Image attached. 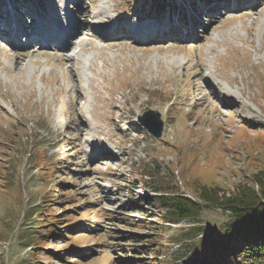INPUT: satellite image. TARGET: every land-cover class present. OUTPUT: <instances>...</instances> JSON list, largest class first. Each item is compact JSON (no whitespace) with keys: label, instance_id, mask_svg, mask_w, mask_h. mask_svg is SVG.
<instances>
[{"label":"rangeland","instance_id":"obj_1","mask_svg":"<svg viewBox=\"0 0 264 264\" xmlns=\"http://www.w3.org/2000/svg\"><path fill=\"white\" fill-rule=\"evenodd\" d=\"M33 1L47 8L42 22L61 1L64 15L82 16L86 51L77 60L76 48L35 41L25 52L0 40V264H203L207 235L231 216L200 193L261 187L264 0L203 14L196 38L178 28L155 34L152 20L148 42L104 37L94 19L110 14L126 27L146 10L172 12L177 26L198 19L180 0H83L81 14L78 0ZM185 1L208 12L213 2ZM247 10L256 14H238ZM148 109L161 114L160 136L141 121ZM156 190L203 210L173 222L176 210ZM30 217L35 230L26 229ZM80 218L83 230L65 228Z\"/></svg>","mask_w":264,"mask_h":264},{"label":"bare ground","instance_id":"obj_2","mask_svg":"<svg viewBox=\"0 0 264 264\" xmlns=\"http://www.w3.org/2000/svg\"><path fill=\"white\" fill-rule=\"evenodd\" d=\"M68 2L73 3L74 0H67ZM171 1V0H170ZM181 1V11L187 12L190 17H196L198 19V23L201 24L200 17L203 14H213L217 11H221L222 9H226L228 7V4H232L233 6H237L240 4V0H225V2H222L221 0H213L211 2L212 8L209 10V12L206 9V6L198 5L194 6L193 4H190L189 2L185 1L186 4H183V0ZM33 2H35L33 4ZM58 5V8H55V10L51 9L53 18H49L48 22L44 21L43 19H40L38 15H41L43 13V9H47L44 7L42 2L37 3L33 0H4L3 2L0 1V40L1 41H8L11 42L16 48L17 51H28L30 50V47L33 46V43L36 41L40 43L41 45H51L56 46L62 50V48L68 47L71 42L75 41V39H71L76 35V39L78 40V45L81 47L80 50L85 49L80 42L83 40L82 32L85 31V25L82 23L83 19L81 17H76L72 12H68L64 15V11L61 12L62 6L65 5V1H61ZM83 0H78V8L77 11H79V5H81ZM195 2V1H194ZM168 4V3H167ZM139 4H136V8L134 6L133 13L138 10ZM227 6V7H226ZM231 7V5H230ZM80 10H84L83 8ZM34 11V13H33ZM71 11V8H70ZM144 16L139 14L138 16H134L135 19H133L128 26L125 27L124 24H122V21L117 19L115 16L108 15L104 17V20H98L94 19L95 25L97 26V29L102 30L103 36L104 34H112L116 35V40L119 41V37H123L126 41H149L156 37V35L152 34V20L156 22V24L159 25V29H156V33L159 31H164L165 29L171 27V24L176 28L177 26V17L172 14V12H168L166 14H163L161 12L159 17H155L151 14V11L146 10ZM248 11V12H247ZM245 12L239 11V14L243 17H251L254 16L256 13H254L256 10H247ZM241 12V13H240ZM100 13H107L104 10H100ZM263 13V12H261ZM28 14H31L33 17L27 19L29 20H37L38 24L34 26L32 23L29 26L27 24L26 17ZM81 14V12H80ZM97 14V13H96ZM99 14V12H98ZM44 15V14H42ZM100 16V14H99ZM208 16V15H207ZM210 19V22L213 23V16ZM35 18V19H34ZM114 20L115 21V27L114 29L110 27V22ZM131 20V19H129ZM165 20L167 22L165 23ZM204 25V24H203ZM166 27V28H165ZM182 30L184 31H190L192 32V35L196 38L200 34L198 32H195L194 28L190 25H181ZM203 28V27H202ZM83 29V30H82ZM194 31V32H193ZM170 34V33H169ZM165 36V34L161 35ZM106 37V36H104ZM103 37V38H104ZM168 45V44H167ZM184 45V44H183ZM189 46L188 48H192L191 46L194 44H186ZM181 48H187V47H181ZM160 50V49H159ZM69 51V50H68ZM74 58L77 60L79 59V56L81 57L83 53H80L78 50H75L73 53H71ZM90 66L86 65V69L88 70ZM209 72V71H208ZM79 95H82L79 93Z\"/></svg>","mask_w":264,"mask_h":264},{"label":"trees","instance_id":"obj_3","mask_svg":"<svg viewBox=\"0 0 264 264\" xmlns=\"http://www.w3.org/2000/svg\"><path fill=\"white\" fill-rule=\"evenodd\" d=\"M256 174L255 181L261 184L259 191H253L250 187L240 185L236 191L237 194L234 192L220 197L222 202L219 195L214 192L203 190L200 193L201 198H204L208 203L220 204L221 207L228 209L231 216L218 231L220 234L217 233L214 237L212 234L207 235L204 243L206 247L203 254V264H207L206 261L212 262L210 264H241L239 260H244L242 264H264V173ZM60 181L62 180L60 179L58 182ZM172 194L174 193H168L165 196L169 203L166 204L167 208L173 207L177 212L173 214V222L178 220V217L191 216L198 210L201 211V204L191 200L188 195L173 196ZM176 216L178 217L175 218ZM28 220L26 229L35 230L37 228L36 220L32 217ZM79 220V224H68L65 228L72 231L83 230L85 225L81 224V218ZM36 234V231L29 233L31 240ZM56 235L61 236V234ZM209 239L212 241L208 244ZM198 248L201 251L203 246ZM120 258L117 257L113 260L114 264H118Z\"/></svg>","mask_w":264,"mask_h":264},{"label":"water","instance_id":"obj_4","mask_svg":"<svg viewBox=\"0 0 264 264\" xmlns=\"http://www.w3.org/2000/svg\"><path fill=\"white\" fill-rule=\"evenodd\" d=\"M153 116L154 120L150 121V118L147 119V116ZM142 123L146 126V128L150 131H153L156 136H160L164 127L163 119L161 118V114L159 111L148 109L144 116H141Z\"/></svg>","mask_w":264,"mask_h":264}]
</instances>
